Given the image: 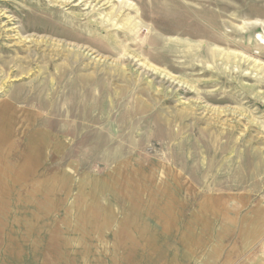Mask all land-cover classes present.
<instances>
[{
	"label": "rangeland",
	"instance_id": "1",
	"mask_svg": "<svg viewBox=\"0 0 264 264\" xmlns=\"http://www.w3.org/2000/svg\"><path fill=\"white\" fill-rule=\"evenodd\" d=\"M65 1L0 0V264H264V0Z\"/></svg>",
	"mask_w": 264,
	"mask_h": 264
},
{
	"label": "bare ground",
	"instance_id": "2",
	"mask_svg": "<svg viewBox=\"0 0 264 264\" xmlns=\"http://www.w3.org/2000/svg\"><path fill=\"white\" fill-rule=\"evenodd\" d=\"M75 1H76V0H66V1L63 2L62 4H66L65 6H70L69 4H70V3H76ZM89 1H90V0H79V1H78V4H79V5H83V6L85 5V6H89V7H90V4H91L92 1H94V2L96 3V6L103 2V4L101 5V7H102V6H106V5L109 3V1L106 2V0H91L90 3H89ZM88 3H89V5H88ZM78 4H77V5H78ZM77 5H76V7H77ZM120 7H122V6H120ZM92 10H95V8L93 7ZM117 18H118V17H117ZM129 58H130V57H129Z\"/></svg>",
	"mask_w": 264,
	"mask_h": 264
}]
</instances>
